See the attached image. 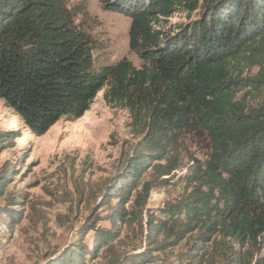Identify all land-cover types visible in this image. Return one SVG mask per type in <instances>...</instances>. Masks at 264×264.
<instances>
[{"label": "trees", "instance_id": "obj_1", "mask_svg": "<svg viewBox=\"0 0 264 264\" xmlns=\"http://www.w3.org/2000/svg\"><path fill=\"white\" fill-rule=\"evenodd\" d=\"M101 1L130 15V48L141 67L127 58L97 66L96 41L68 0H0V97L33 134L81 117L105 89L109 104L129 110L141 137L135 157L101 195L102 219L111 227L88 224L81 236L93 230L91 245L80 242L52 264H93L102 249L110 264H148L158 260L154 252L186 237L182 261L264 264V104L239 97L264 83V0ZM197 11L188 25H165L175 13ZM242 62L259 72L243 76ZM18 133L1 132L0 141L15 147ZM187 134L207 143L208 156L190 168L182 198L157 218L146 210L151 188L179 167L178 145ZM1 167L0 193L14 171L7 161ZM144 213L149 251L126 259L113 244L120 225L139 221L143 228Z\"/></svg>", "mask_w": 264, "mask_h": 264}, {"label": "rangeland", "instance_id": "obj_2", "mask_svg": "<svg viewBox=\"0 0 264 264\" xmlns=\"http://www.w3.org/2000/svg\"><path fill=\"white\" fill-rule=\"evenodd\" d=\"M68 3L78 12V23L96 41L97 66L113 65L123 58L142 66V60L130 48V15L106 8L101 0H68ZM200 15L199 11L178 12L165 25H188ZM241 67L245 77L260 70L259 65L247 62H242ZM261 85L260 91L247 88L239 97L247 94L246 102L252 106L264 104V83ZM104 92L105 89L98 93L81 117L60 119L41 136L33 134L0 97V133L19 132L15 147L0 141V176L5 161L14 169L8 186L0 193V264H52L80 242L91 245L93 230L83 239L81 236L88 224L94 221L98 227H111L109 221L102 219L107 207L100 208L101 195L110 179L123 172L128 160L135 157L141 137L133 127L129 110L109 104ZM178 148L179 167L154 180L146 203V210L157 218H164L161 210L182 198L190 168L205 161L209 153L207 143L195 134L184 135ZM150 172L148 169L143 173L139 187L150 178ZM135 193L133 189L131 196ZM10 196L20 201L10 203ZM2 212L9 216L1 215ZM147 216L144 213L143 228L139 221L131 226L120 225V236L113 244L126 259L149 251ZM3 222L8 225L3 226ZM189 240L186 237L167 252H154L159 258L148 264H195L179 257L187 250ZM104 255L102 249L93 264H110V254ZM226 263L223 257L213 262Z\"/></svg>", "mask_w": 264, "mask_h": 264}]
</instances>
